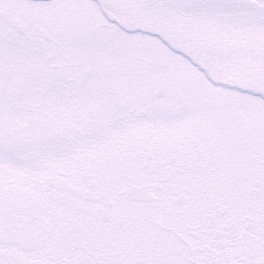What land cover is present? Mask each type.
I'll return each mask as SVG.
<instances>
[{"label":"snow or ice","instance_id":"obj_1","mask_svg":"<svg viewBox=\"0 0 264 264\" xmlns=\"http://www.w3.org/2000/svg\"><path fill=\"white\" fill-rule=\"evenodd\" d=\"M0 264H264V0H0Z\"/></svg>","mask_w":264,"mask_h":264}]
</instances>
